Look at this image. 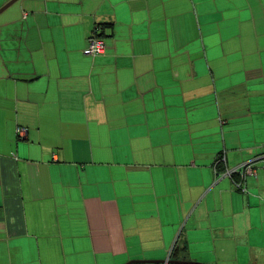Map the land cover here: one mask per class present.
Instances as JSON below:
<instances>
[{"label":"crops","instance_id":"obj_1","mask_svg":"<svg viewBox=\"0 0 264 264\" xmlns=\"http://www.w3.org/2000/svg\"><path fill=\"white\" fill-rule=\"evenodd\" d=\"M174 248L264 263V0H17L0 13V264Z\"/></svg>","mask_w":264,"mask_h":264},{"label":"built area","instance_id":"obj_2","mask_svg":"<svg viewBox=\"0 0 264 264\" xmlns=\"http://www.w3.org/2000/svg\"><path fill=\"white\" fill-rule=\"evenodd\" d=\"M106 52V45L103 42V40L99 39L98 37H93L89 40L88 43V47H87V53L92 56V57H96V56H101L104 55ZM18 134L20 136L24 135V131L23 130H19ZM233 173H238L243 175H254V166H253V162H249L247 164H244L234 170H226L224 175L226 176H231ZM238 188H240L239 186H237ZM169 260V256L167 257L166 261ZM168 264V263H165Z\"/></svg>","mask_w":264,"mask_h":264},{"label":"water","instance_id":"obj_3","mask_svg":"<svg viewBox=\"0 0 264 264\" xmlns=\"http://www.w3.org/2000/svg\"><path fill=\"white\" fill-rule=\"evenodd\" d=\"M17 0H11L10 2H8L5 6H3L0 9V13L2 11H4L6 8H8L9 6H11L13 3H15ZM201 264V263H197V262H191V261H141V260H137V261H130L126 264Z\"/></svg>","mask_w":264,"mask_h":264},{"label":"trees","instance_id":"obj_4","mask_svg":"<svg viewBox=\"0 0 264 264\" xmlns=\"http://www.w3.org/2000/svg\"><path fill=\"white\" fill-rule=\"evenodd\" d=\"M222 162L223 161H222L221 157L219 159H217V162H216L217 166L221 165ZM225 171H226V169H225ZM178 256H179V250L175 249V248L172 249L171 252H170V255H169V261H186L184 259L178 260L179 259Z\"/></svg>","mask_w":264,"mask_h":264},{"label":"rangeland","instance_id":"obj_5","mask_svg":"<svg viewBox=\"0 0 264 264\" xmlns=\"http://www.w3.org/2000/svg\"><path fill=\"white\" fill-rule=\"evenodd\" d=\"M255 219H256V214H255ZM170 255V251L168 252V254H167V256H166V258L165 259H162V260H160V261H164V260H166L167 259V257ZM198 263V262H197ZM264 264V263H263Z\"/></svg>","mask_w":264,"mask_h":264}]
</instances>
